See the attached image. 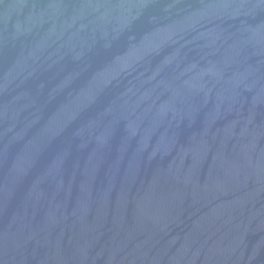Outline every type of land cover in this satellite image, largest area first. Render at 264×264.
<instances>
[{
	"label": "water",
	"instance_id": "1",
	"mask_svg": "<svg viewBox=\"0 0 264 264\" xmlns=\"http://www.w3.org/2000/svg\"><path fill=\"white\" fill-rule=\"evenodd\" d=\"M0 264H264V0H0Z\"/></svg>",
	"mask_w": 264,
	"mask_h": 264
}]
</instances>
